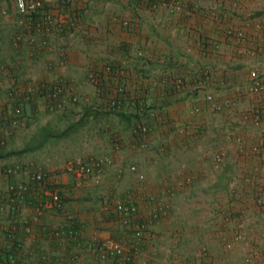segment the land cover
Wrapping results in <instances>:
<instances>
[{
	"label": "crops",
	"instance_id": "crops-1",
	"mask_svg": "<svg viewBox=\"0 0 264 264\" xmlns=\"http://www.w3.org/2000/svg\"><path fill=\"white\" fill-rule=\"evenodd\" d=\"M10 1L0 0L8 10L0 13V71L8 70L0 72L6 85L0 122L8 115L6 76L14 75L21 87L64 77L73 93L90 101L53 112L36 96L0 151L34 117L51 123L50 114L62 120L93 107L102 116L84 127L98 153L72 160L112 158L99 184L76 180L66 162L47 167L64 192L65 208L43 209L37 217L32 200L14 223L19 229L31 224L30 233L20 234L34 237L30 249L36 250L37 264H70L77 256L78 264H115L92 250L109 241L145 264H188L203 245L209 264H246L248 254H254L251 264H264V207L257 202L264 195V89H249L251 70L264 81V0H159L157 8L140 0H74L73 7L45 0L47 13L76 22L63 33L51 32L46 44L39 40L35 53L25 40L14 43L18 32L28 30ZM34 62H42L38 77L29 72ZM92 71L100 77L97 85L89 80ZM117 96L121 109L97 107ZM140 125L148 127L140 135L150 142L147 150L139 145ZM116 139L120 149L113 146ZM217 152L225 154L219 165ZM14 159L0 158V190L8 179L3 167ZM129 164L145 179L129 171ZM116 189L139 202L136 218L146 225L140 235L135 226L118 223ZM150 197L161 198L163 209ZM237 231L241 241L233 239ZM40 253L49 260L41 262Z\"/></svg>",
	"mask_w": 264,
	"mask_h": 264
},
{
	"label": "built area",
	"instance_id": "built-area-1",
	"mask_svg": "<svg viewBox=\"0 0 264 264\" xmlns=\"http://www.w3.org/2000/svg\"><path fill=\"white\" fill-rule=\"evenodd\" d=\"M65 4H71L73 7L74 0H62ZM149 2L153 8H157L159 0H140ZM15 10L21 16V22L27 27V32H18L14 37V43L21 44L25 40L32 52H37L38 41L43 44L48 42V36L51 32L63 33L70 30L75 25V19L68 16L51 14L46 12L45 0H13ZM180 9V6H175ZM0 13L7 15L6 7L0 6ZM122 24L129 27V20H121ZM144 56L143 50L138 53ZM109 70L111 67H107ZM3 71L5 68H2ZM252 78L249 84L250 91L260 92L264 89V81L258 74L256 69L251 70ZM10 84L9 99L4 107L6 114L0 122V145L6 142V135L11 134L14 127L23 122L27 114V107L35 100L36 96H41L47 110L56 112L70 108L76 104H82L90 101L88 97L83 98L79 93H73L70 88V82L64 77H56L52 80H44L39 82H30L21 87L14 75L6 76ZM90 82L94 84L100 83V77L92 71L88 75ZM181 83V80L178 79ZM157 84V82H155ZM6 87L0 75V92ZM212 96H208L211 99ZM100 109L122 108L121 97H112L107 101V104L98 105ZM141 111H145V106L141 104ZM149 113V112H148ZM4 115V114H3ZM148 127L145 125L138 126L139 145L143 149L150 148V142L147 139L141 138L140 135H147ZM113 146L115 149L121 148L119 139L114 140ZM225 159L224 153L217 152L214 158L216 165L221 164ZM112 164L110 156H95L88 160H69L65 163V170L73 174L76 180H92L95 184L101 183L102 175L104 174L105 166ZM129 171L135 173L140 180L145 179V175L138 172V167L135 164L127 166ZM3 174L8 178L5 187L0 190V264H37L36 250L30 249L33 238L31 235L22 236L21 229H25L28 233L31 230V224L24 223L20 229L14 223L20 217L21 211L32 200L38 205L37 213L40 217L43 209L51 208L62 210L65 208L66 200L63 190L59 185V181L51 176V172L43 164L37 163L29 158H16L11 163L3 167ZM122 173L123 171L120 170ZM15 177V179H13ZM18 178V179H17ZM150 200H155L158 205L162 206L163 200L159 197H150ZM258 204L264 207V195L258 198ZM139 202L126 198H119L114 201V212L117 221L123 227L135 226L136 233L141 234V231L146 227L137 221L139 213ZM159 207L151 214L152 220L158 217ZM243 234L240 231L234 233L233 239L241 241ZM228 248L231 243H228ZM92 250L100 252L102 257H113L115 264H145L132 260L130 254H127L120 243L115 241L105 242L102 249L93 247ZM200 256L188 264H209V248L206 245L201 246ZM78 257V256H77ZM73 257L70 264H78V258ZM254 259V254L245 256L246 264H251ZM39 260L47 262L49 255L40 253ZM132 260V261H131Z\"/></svg>",
	"mask_w": 264,
	"mask_h": 264
},
{
	"label": "rangeland",
	"instance_id": "rangeland-1",
	"mask_svg": "<svg viewBox=\"0 0 264 264\" xmlns=\"http://www.w3.org/2000/svg\"><path fill=\"white\" fill-rule=\"evenodd\" d=\"M41 65L42 62L31 63L29 66V72L38 77L36 73L41 71ZM50 115L52 121L51 123H45L41 118H32L31 126H27L19 132L17 131L18 133L15 135V138H13L10 143H8V146L5 147H9L6 150L22 149L27 146L35 145L37 141L39 142L42 139V135L40 134L44 133L43 131H45V129H47V132H51L52 130V133H57L58 131L64 130L69 123H73L78 120V114H73L68 116V118H63L62 120L58 119V116L61 114L53 116L52 114ZM86 128L87 127L83 126L62 139L52 137L40 149L28 152L19 157L29 159L35 158L40 160V162L46 165V167H51V165L54 164L55 166H58L57 168H60L64 162L69 161L68 159H82L83 156L88 154H96L98 153L96 145L91 142V140L87 139ZM122 192V190L116 189L115 194H113V197L115 198L114 201L119 198H123L121 196Z\"/></svg>",
	"mask_w": 264,
	"mask_h": 264
},
{
	"label": "trees",
	"instance_id": "trees-1",
	"mask_svg": "<svg viewBox=\"0 0 264 264\" xmlns=\"http://www.w3.org/2000/svg\"><path fill=\"white\" fill-rule=\"evenodd\" d=\"M8 1H10V0H8ZM10 3L13 4V1L11 0ZM88 108H86L82 112L81 115L78 114V120L73 122V123H69V125L66 126V128L64 130L58 131L57 133H55V132L52 133V130H51V132H47V129H45V131H43L44 133L40 134V135H42V139L39 142L34 141V142H36L35 145L27 146V147L22 148V149H11V150L5 149V150H2V151H0L1 152L0 158L1 159H7L10 157H19V156H22L23 154H26L28 152L36 151V150L40 149L41 147H43L50 138H52V137L53 138L55 137L57 139L65 138V137L69 136L72 132L78 130L79 128H81L83 126H85L91 118L96 119V118H98V116H102V114H100L99 111L95 112L93 110V107H88ZM117 113H120V111ZM120 118L125 119L126 117H124V114H121Z\"/></svg>",
	"mask_w": 264,
	"mask_h": 264
}]
</instances>
